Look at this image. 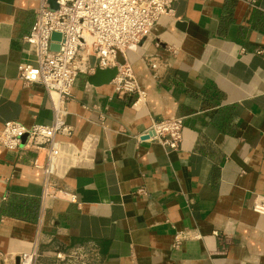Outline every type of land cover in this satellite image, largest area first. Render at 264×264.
I'll return each instance as SVG.
<instances>
[{
  "label": "crops",
  "instance_id": "crops-1",
  "mask_svg": "<svg viewBox=\"0 0 264 264\" xmlns=\"http://www.w3.org/2000/svg\"><path fill=\"white\" fill-rule=\"evenodd\" d=\"M40 3L0 0V131L52 117L43 87L17 76ZM262 50L264 0H172L125 52L141 105L114 93L110 68L80 73L68 139L94 137V165L56 181L75 201L42 199L36 153L0 147V264L32 251L34 264H62L54 254L72 249L85 264H264V215L252 209L264 198ZM174 116L183 118L177 150L134 138ZM180 231L198 238L175 246Z\"/></svg>",
  "mask_w": 264,
  "mask_h": 264
},
{
  "label": "built area",
  "instance_id": "built-area-1",
  "mask_svg": "<svg viewBox=\"0 0 264 264\" xmlns=\"http://www.w3.org/2000/svg\"><path fill=\"white\" fill-rule=\"evenodd\" d=\"M52 9L41 0L29 34L23 37L24 52L31 60L18 65V78L25 84H39L50 102L52 117L49 123L25 126L7 121L0 131V147L8 151L28 149L36 153L34 166L43 177L41 197H58L75 201L56 183L72 169H90L95 162L94 137H86L80 146L69 141L72 127L67 123V101L77 76L96 68H116L112 79L118 96H135L131 106L138 107L146 93L138 83L131 64L125 58L130 46L138 44L155 23L172 13V0H56ZM53 33L60 34L53 40ZM58 45L57 50L51 46ZM264 53V50L260 51ZM95 59L94 65L87 63ZM121 56L123 61L118 62ZM150 67L157 62L149 59ZM183 118L174 116L152 120L135 135L137 141L157 142L167 150H177L182 139ZM253 211L264 215V198L257 197ZM198 238L190 231L176 233L174 245L183 239ZM38 253H20L16 264H34ZM62 264H85L81 250L56 252ZM13 259V258H12Z\"/></svg>",
  "mask_w": 264,
  "mask_h": 264
},
{
  "label": "water",
  "instance_id": "water-1",
  "mask_svg": "<svg viewBox=\"0 0 264 264\" xmlns=\"http://www.w3.org/2000/svg\"><path fill=\"white\" fill-rule=\"evenodd\" d=\"M47 1L49 3L50 8H52V9L56 8V6H57L56 5V0H47ZM59 38H60V34L53 33V35H52V39L53 40H59ZM51 48L53 50H57L58 49V45L53 44L51 46ZM98 71H100V69H97V72ZM105 71L109 74V78H113L115 76V74H116V68L105 69Z\"/></svg>",
  "mask_w": 264,
  "mask_h": 264
}]
</instances>
